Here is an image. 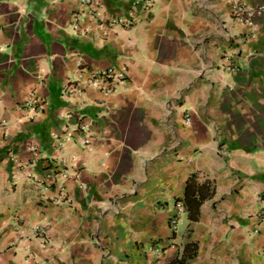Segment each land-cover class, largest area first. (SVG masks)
<instances>
[{
  "label": "crops",
  "instance_id": "1",
  "mask_svg": "<svg viewBox=\"0 0 264 264\" xmlns=\"http://www.w3.org/2000/svg\"><path fill=\"white\" fill-rule=\"evenodd\" d=\"M238 1L264 6L0 0V264H264V16L236 24ZM79 61L127 80L65 99ZM191 175L213 187L196 222Z\"/></svg>",
  "mask_w": 264,
  "mask_h": 264
},
{
  "label": "built area",
  "instance_id": "2",
  "mask_svg": "<svg viewBox=\"0 0 264 264\" xmlns=\"http://www.w3.org/2000/svg\"><path fill=\"white\" fill-rule=\"evenodd\" d=\"M91 2V0H80L81 5H87ZM133 7H137L138 5L142 6L144 11L151 10L155 3L154 0H132ZM232 10V18L233 21L238 25H246L251 22V20L255 17L264 16V6L251 7L246 4L241 3L240 1L235 2L231 6ZM73 31L78 30V24L80 20L79 14H73ZM112 22H120L122 20L111 19ZM127 80V71L125 68H107V69H90L81 61L77 63V67L75 70V74L70 79L66 80L61 88V94L63 98L69 99L73 96H81L84 92L89 88H94L105 96L113 93L117 86L125 84ZM24 108L30 109L35 113H41L45 104L38 100L37 98H31L24 104ZM186 123H189V119L186 120ZM81 131L85 133L84 137L81 139V143L85 147H90V137L86 134L87 129L85 127L81 128ZM32 150H36L32 148ZM59 180L62 182L67 178V172H63L59 175ZM46 179L44 177L39 178L38 183L44 184ZM185 209L181 202H177L175 204V212L169 218V228L171 232H175L177 229V222L179 217L184 214ZM40 226H33L31 229V233L35 235H40L41 233ZM46 242L41 244V248L46 247ZM172 247V246H170ZM150 251H154L156 254H161V248L151 247ZM30 257V256H29Z\"/></svg>",
  "mask_w": 264,
  "mask_h": 264
},
{
  "label": "trees",
  "instance_id": "3",
  "mask_svg": "<svg viewBox=\"0 0 264 264\" xmlns=\"http://www.w3.org/2000/svg\"><path fill=\"white\" fill-rule=\"evenodd\" d=\"M213 194V187L209 181L198 182L196 175H191L186 181L184 193L181 199L189 222H196L199 218V209L204 201L209 199ZM177 201V200H176ZM195 244H186L183 249L182 257L179 259L183 262L193 257L196 253Z\"/></svg>",
  "mask_w": 264,
  "mask_h": 264
}]
</instances>
